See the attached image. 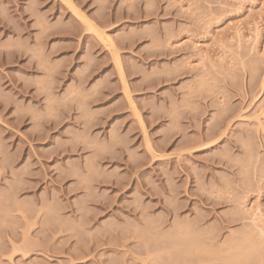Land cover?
Instances as JSON below:
<instances>
[{"label": "rangeland", "instance_id": "rangeland-1", "mask_svg": "<svg viewBox=\"0 0 264 264\" xmlns=\"http://www.w3.org/2000/svg\"><path fill=\"white\" fill-rule=\"evenodd\" d=\"M0 264H264V0H0Z\"/></svg>", "mask_w": 264, "mask_h": 264}, {"label": "bare ground", "instance_id": "bare-ground-1", "mask_svg": "<svg viewBox=\"0 0 264 264\" xmlns=\"http://www.w3.org/2000/svg\"><path fill=\"white\" fill-rule=\"evenodd\" d=\"M254 255H255V254H254ZM254 255H253V256H254ZM249 258H250V257H249ZM253 259H254V258H253Z\"/></svg>", "mask_w": 264, "mask_h": 264}]
</instances>
